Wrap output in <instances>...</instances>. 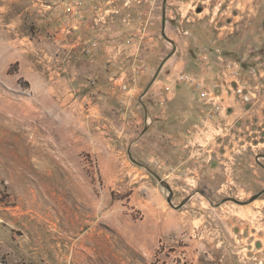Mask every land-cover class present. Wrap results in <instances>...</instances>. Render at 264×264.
<instances>
[{
    "label": "rangeland",
    "instance_id": "rangeland-1",
    "mask_svg": "<svg viewBox=\"0 0 264 264\" xmlns=\"http://www.w3.org/2000/svg\"><path fill=\"white\" fill-rule=\"evenodd\" d=\"M1 103L0 264H264V0H0Z\"/></svg>",
    "mask_w": 264,
    "mask_h": 264
},
{
    "label": "bare ground",
    "instance_id": "bare-ground-1",
    "mask_svg": "<svg viewBox=\"0 0 264 264\" xmlns=\"http://www.w3.org/2000/svg\"><path fill=\"white\" fill-rule=\"evenodd\" d=\"M9 108H10L11 110H13V107H9ZM6 111H8L7 108L3 107V104L1 103V104H0V115H1L0 118L3 117V115H5ZM15 117H16V116H15ZM2 119H3V118H2ZM17 121H18V120H17Z\"/></svg>",
    "mask_w": 264,
    "mask_h": 264
},
{
    "label": "built area",
    "instance_id": "built-area-1",
    "mask_svg": "<svg viewBox=\"0 0 264 264\" xmlns=\"http://www.w3.org/2000/svg\"><path fill=\"white\" fill-rule=\"evenodd\" d=\"M239 92H240V93H242V88H241V89H239ZM241 95L243 96V93H242ZM245 97H246V95H245Z\"/></svg>",
    "mask_w": 264,
    "mask_h": 264
},
{
    "label": "water",
    "instance_id": "water-1",
    "mask_svg": "<svg viewBox=\"0 0 264 264\" xmlns=\"http://www.w3.org/2000/svg\"><path fill=\"white\" fill-rule=\"evenodd\" d=\"M169 201H170V199H169Z\"/></svg>",
    "mask_w": 264,
    "mask_h": 264
}]
</instances>
